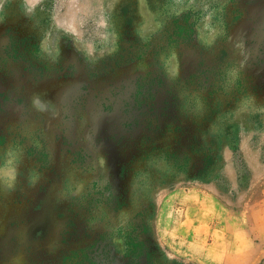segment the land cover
Here are the masks:
<instances>
[{
	"label": "rangeland",
	"instance_id": "obj_1",
	"mask_svg": "<svg viewBox=\"0 0 264 264\" xmlns=\"http://www.w3.org/2000/svg\"><path fill=\"white\" fill-rule=\"evenodd\" d=\"M263 187L264 0H0V264H223Z\"/></svg>",
	"mask_w": 264,
	"mask_h": 264
},
{
	"label": "crops",
	"instance_id": "obj_2",
	"mask_svg": "<svg viewBox=\"0 0 264 264\" xmlns=\"http://www.w3.org/2000/svg\"><path fill=\"white\" fill-rule=\"evenodd\" d=\"M228 222V229H222L221 221L216 222V227L225 234L224 240L228 239L224 243L227 249L222 254L228 258L221 261L223 264H250L254 258L264 255V187L262 201L246 211L243 222L239 223L241 229L237 230L236 221ZM237 255H242L239 262Z\"/></svg>",
	"mask_w": 264,
	"mask_h": 264
},
{
	"label": "trees",
	"instance_id": "obj_3",
	"mask_svg": "<svg viewBox=\"0 0 264 264\" xmlns=\"http://www.w3.org/2000/svg\"><path fill=\"white\" fill-rule=\"evenodd\" d=\"M227 1L230 2V3H231V2L234 3V2L237 1V0H227ZM188 28H190V26H189V27H188V26L182 27V30H183V31L181 30V32H182V33H184V32H188V30H189Z\"/></svg>",
	"mask_w": 264,
	"mask_h": 264
},
{
	"label": "clouds",
	"instance_id": "obj_4",
	"mask_svg": "<svg viewBox=\"0 0 264 264\" xmlns=\"http://www.w3.org/2000/svg\"><path fill=\"white\" fill-rule=\"evenodd\" d=\"M38 102H39L38 100H34V101H33L34 104H35V103H38Z\"/></svg>",
	"mask_w": 264,
	"mask_h": 264
}]
</instances>
